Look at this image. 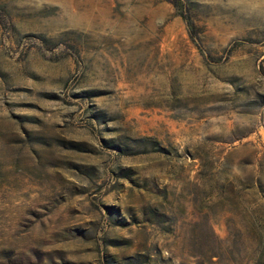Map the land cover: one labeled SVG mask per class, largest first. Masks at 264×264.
Masks as SVG:
<instances>
[{"label": "rangeland", "instance_id": "374dc122", "mask_svg": "<svg viewBox=\"0 0 264 264\" xmlns=\"http://www.w3.org/2000/svg\"><path fill=\"white\" fill-rule=\"evenodd\" d=\"M0 0V264H264V0Z\"/></svg>", "mask_w": 264, "mask_h": 264}, {"label": "trees", "instance_id": "16d2710c", "mask_svg": "<svg viewBox=\"0 0 264 264\" xmlns=\"http://www.w3.org/2000/svg\"><path fill=\"white\" fill-rule=\"evenodd\" d=\"M166 1L172 4L176 13L182 18L187 28L190 39L192 40V42H194L196 46H198V41H197L198 37H197L195 25L192 19L190 18V15L188 14V12L185 11L184 6L182 5L181 1L180 0H166Z\"/></svg>", "mask_w": 264, "mask_h": 264}]
</instances>
